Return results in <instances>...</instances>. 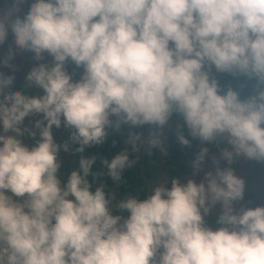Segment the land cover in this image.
Listing matches in <instances>:
<instances>
[{
	"label": "clouds",
	"instance_id": "obj_1",
	"mask_svg": "<svg viewBox=\"0 0 264 264\" xmlns=\"http://www.w3.org/2000/svg\"><path fill=\"white\" fill-rule=\"evenodd\" d=\"M9 39L0 264H264V205L234 167L264 165V0H0V48ZM22 53L36 63L18 90ZM173 119L200 151L130 190L125 172L145 143L167 154ZM125 126L135 159L84 155ZM145 126L146 142L132 131ZM62 152L79 156L68 173Z\"/></svg>",
	"mask_w": 264,
	"mask_h": 264
},
{
	"label": "trees",
	"instance_id": "obj_2",
	"mask_svg": "<svg viewBox=\"0 0 264 264\" xmlns=\"http://www.w3.org/2000/svg\"><path fill=\"white\" fill-rule=\"evenodd\" d=\"M11 45V39H9L3 48H0V56L7 53L9 46ZM4 70L5 69H0ZM226 83V80H225ZM15 88L18 90H23L15 85ZM31 93V89L27 90V94ZM172 126L169 130L163 132V136L161 137L164 148L166 149L167 154L162 151L160 148H155L151 150V155H148L147 144L145 143L141 149L140 153V161L134 169H130L125 172L124 177L128 181L130 186V190H135L138 186H142L145 182H148L150 177L156 172L158 164H162L166 169L167 176H176L180 175L182 172L188 170V164L193 159L194 154L198 152L197 146L200 144L199 141H192L191 147L182 146L179 144L176 137V126L177 121L173 119ZM147 127V126H146ZM126 130L128 127L125 126L120 133L112 132L104 145L95 146L93 148L87 149L84 153L85 156H97L100 158H108L111 159L115 155L124 151L127 148V144L125 141L127 140ZM186 138L191 139L187 135V130L185 129ZM68 133L65 136L64 140L67 139ZM115 141V143H113ZM201 145V144H200ZM202 147V145H201ZM211 152L213 154L217 153L218 150L215 147L209 146ZM130 158L135 159L137 153L131 152L129 153ZM72 161L70 164L65 165L62 169V172L68 173L74 167H76L79 156H73L69 154ZM94 170H103L102 165L99 164V160L97 165L94 166ZM143 176V179L141 178ZM108 183L110 187L112 186V182L108 179ZM123 190H121L122 192ZM251 198V197H250ZM248 199V198H246Z\"/></svg>",
	"mask_w": 264,
	"mask_h": 264
},
{
	"label": "rangeland",
	"instance_id": "obj_3",
	"mask_svg": "<svg viewBox=\"0 0 264 264\" xmlns=\"http://www.w3.org/2000/svg\"><path fill=\"white\" fill-rule=\"evenodd\" d=\"M13 63L17 65L16 69V82L15 85L18 86L19 88L23 89L24 84H25V77L27 73L31 70V68L34 66L36 63L32 59V54L31 53H22L16 55ZM5 72L7 74H12V71L10 69H5ZM40 90L38 89H31L30 95H37ZM172 125V122H170L169 126H167L163 132L167 131ZM129 129L126 130V136L127 139L128 134H129ZM132 131H135L137 133H142L143 137L142 139L146 142L149 136L150 129L149 127L145 126L144 128H138V129H133ZM55 134V139L58 142H63L65 136L67 135V132L64 131L63 129L57 131L54 130ZM28 143H32V141H27ZM129 153L133 152L132 148L130 145L127 144V148ZM198 151L201 149V145L199 144L197 146ZM216 155H219V152L215 153ZM61 158L63 160V167L65 165H68L71 163L72 159L67 153H61ZM209 166L211 165V161H208ZM237 174L241 177H243L246 180V198L247 200H250L254 203V205L259 206V205H264V165L244 160L241 159L239 160L235 165H234ZM63 169V168H62ZM166 174V169L163 167L162 164H158L156 172L150 177L148 182H154L158 178L163 177ZM251 197V198H250Z\"/></svg>",
	"mask_w": 264,
	"mask_h": 264
}]
</instances>
